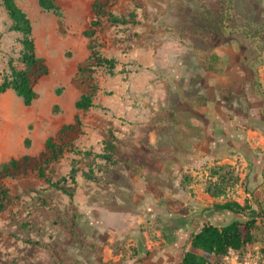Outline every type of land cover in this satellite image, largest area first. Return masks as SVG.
I'll return each instance as SVG.
<instances>
[{
    "label": "rangeland",
    "instance_id": "obj_1",
    "mask_svg": "<svg viewBox=\"0 0 264 264\" xmlns=\"http://www.w3.org/2000/svg\"><path fill=\"white\" fill-rule=\"evenodd\" d=\"M14 1L31 22L35 53L48 73L34 85L30 106L12 91L0 94V163L37 155L75 117L80 127L69 137L76 150L97 154L111 133L133 160L175 155L177 162L136 176L125 166L109 167L108 183L95 184L82 176L80 156L64 153L47 173L50 183L33 174L3 180L9 200L0 212V264H176L202 225L238 218L254 224L237 255H257L264 264V115L253 87L257 72L264 90V0H232L227 27L207 21L197 0H117L110 11L134 12L137 23L104 22L97 32L101 53L117 66L112 76L94 73L97 89L85 111L75 109L81 91L73 79L89 55L82 33L95 0H54L60 18L42 11L38 0ZM9 25L0 2V80L9 60L21 67L20 36ZM212 56L216 73L205 67ZM199 96L204 114L196 109ZM221 165L234 180L224 195L211 197L208 171ZM71 169L70 198L51 183ZM226 202L245 213L216 211ZM206 258L221 264L224 256Z\"/></svg>",
    "mask_w": 264,
    "mask_h": 264
},
{
    "label": "trees",
    "instance_id": "obj_2",
    "mask_svg": "<svg viewBox=\"0 0 264 264\" xmlns=\"http://www.w3.org/2000/svg\"><path fill=\"white\" fill-rule=\"evenodd\" d=\"M117 0H95L91 4V19L88 29L83 31V37L88 39L89 55L87 60L79 65L77 73L73 79V84L80 89L81 93L75 102V109L85 111L92 107L93 97L96 92L94 83V73L98 70H104L108 75L115 74L117 60L115 58L105 57L101 51V45L97 41L96 34L102 30V25L106 22L110 26H124L136 24V14L130 12L126 15L117 16L110 11V8ZM203 17L218 27L228 26V11L232 0H197ZM7 18L10 22L9 31L19 34L18 44L21 49L16 59L21 65L20 69L13 66V60L7 63V70L1 75L0 94L6 91H12L16 97L20 98L24 106H30L36 98L34 85L39 79L46 76L48 68L45 60L35 53L34 41L32 38L31 22L26 14L16 5L14 0H0ZM38 6L42 11L52 12L60 18V10L54 0H38ZM218 58L212 56L205 64L208 72L216 73L215 63ZM125 72L124 74H127ZM253 87L258 96L263 101L264 115V90L259 82L258 74L255 72ZM59 94L60 91L58 90ZM206 100L199 96L196 104L201 112L206 108ZM80 121L78 117L74 118L73 124L63 125L55 136H49L43 143L42 150L35 156L21 155L16 158L0 163V212L6 209L9 200V191L2 184L5 179H16L30 174L35 175L38 179L49 182L47 173L51 172L52 166L58 162L64 153H73L80 156L85 163L86 170L81 174L87 181L95 184H107L110 177L109 167L125 166L132 175L142 172H148L158 167L159 158L140 156L133 160L123 155L118 147L117 140L109 133V137L101 142L99 153L93 154L89 151L76 150L69 137L70 132L78 131ZM25 147L29 145V140L25 139ZM102 161V166L93 168L95 160ZM94 169L100 172L96 176ZM76 170L71 169L68 174L61 177L51 186L60 191L67 197H72L76 187ZM209 183L205 191L211 197H220L224 195L226 187L234 180L229 168L226 165L212 167L208 171ZM216 211H225L233 215H243L244 207L233 202H226L215 206ZM254 221L234 219L224 226H213L204 224L198 232L190 237V249L182 254L179 262L176 264H210L206 258H221L229 250L241 251L251 240V230ZM206 257L200 256L198 253Z\"/></svg>",
    "mask_w": 264,
    "mask_h": 264
},
{
    "label": "built area",
    "instance_id": "obj_3",
    "mask_svg": "<svg viewBox=\"0 0 264 264\" xmlns=\"http://www.w3.org/2000/svg\"><path fill=\"white\" fill-rule=\"evenodd\" d=\"M221 264H259V257L251 254L239 257L236 251L229 250Z\"/></svg>",
    "mask_w": 264,
    "mask_h": 264
},
{
    "label": "crops",
    "instance_id": "obj_4",
    "mask_svg": "<svg viewBox=\"0 0 264 264\" xmlns=\"http://www.w3.org/2000/svg\"><path fill=\"white\" fill-rule=\"evenodd\" d=\"M218 61V60H217ZM10 91V90H9ZM6 92H8V91H6ZM196 109L198 110V112L199 113H201V114H204L205 112H206V108H205V110H204V112H201L200 111V109H198L197 108V104H196ZM185 127H188L189 129H192L193 130V132H194V134H196L197 135V129L196 128H191L190 126H185ZM195 138V137H194ZM195 139H197L198 141H200V139H201V137H199V138H195ZM197 147H198V145H197V142H193V144H192V151L193 152H195V151H197ZM26 154V153H25ZM22 155H24V154H22ZM28 155V154H27ZM21 156V155H20ZM19 157V156H18ZM150 157H153V155H151ZM160 157V156H159ZM16 158V157H15ZM159 160H160V162H159V164H158V167L156 168V169H153V170H151V171H158V170H160L161 168H162V166H163V164L165 163V162H177V157L175 156V155H172V156H162V157H160L159 158ZM151 171H148V172H151ZM142 173H147V172H142ZM138 175V174H137ZM136 176V175H135ZM218 212H221V211H218ZM181 227L180 226H177V229H180ZM159 257V256H158ZM153 261V259L151 258V259H149L148 260V262H152Z\"/></svg>",
    "mask_w": 264,
    "mask_h": 264
}]
</instances>
